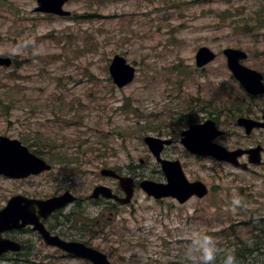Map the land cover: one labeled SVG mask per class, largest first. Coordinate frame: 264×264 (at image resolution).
I'll list each match as a JSON object with an SVG mask.
<instances>
[{
    "label": "rangeland",
    "instance_id": "rangeland-1",
    "mask_svg": "<svg viewBox=\"0 0 264 264\" xmlns=\"http://www.w3.org/2000/svg\"><path fill=\"white\" fill-rule=\"evenodd\" d=\"M35 6V0H0V56L14 60L0 67V136L19 140L52 169L22 180L0 176V210L18 194L46 199L68 189L86 198L97 184L115 189V181L100 176L103 168L137 182H164L143 138H171L163 157L179 160L189 181L203 182L204 198L178 204L137 187L129 206L106 212L114 231H70L69 206L51 218V232L76 234L113 264H202L204 236L213 238L215 252L252 244L256 236L263 241L255 228L264 231V167L241 171L195 158L179 142L187 126L176 124L188 114L197 123L217 118L224 131L218 144L261 145L264 161V130L245 135L235 124L239 116H261L264 97L247 108L249 98L222 55L225 48L241 50L243 64L264 76V0H69L70 17L46 16ZM202 46L217 53L203 70L194 64ZM116 54L135 69L123 88L108 73ZM227 100L243 113L229 111ZM96 212L88 207L85 214ZM13 235L26 249L0 264H90L64 258L30 230Z\"/></svg>",
    "mask_w": 264,
    "mask_h": 264
},
{
    "label": "water",
    "instance_id": "water-1",
    "mask_svg": "<svg viewBox=\"0 0 264 264\" xmlns=\"http://www.w3.org/2000/svg\"><path fill=\"white\" fill-rule=\"evenodd\" d=\"M66 1L68 0H37L38 7L35 10L56 15H68V12L62 10V6ZM224 53L228 57V65L233 73L247 80L244 86L248 90H252L253 87L259 86L260 76L238 64L239 59L246 57L244 53L233 49H227ZM214 57L215 55L209 49L205 47L200 48L196 54L197 66L201 67L205 65L213 60ZM10 64L11 60L9 58L0 57V65L8 67ZM109 72L114 83L118 87H122L132 81L134 76V69L127 65L125 59L118 55L114 56L112 59ZM243 123L248 132L253 126H256L255 123L248 120L243 121ZM261 126L264 127V124ZM217 135L218 132L214 130L213 124L209 122L206 125L192 126L189 130L183 132L181 142L194 154L211 155L218 160H226L237 165L236 158L241 155L243 151L230 153L211 144V140ZM145 142L148 144L157 160H159V153L163 148V144H169V141H160L151 137L145 138ZM246 152L249 154L250 162L258 163L260 161V147ZM161 163L167 177V184H156L151 181L141 183V186L148 194H152L156 198L174 196L179 199L180 202H184L190 195L196 194L202 197L207 193L204 184L200 182L188 183L186 181L177 161H161ZM241 167H245V165H241ZM49 169L50 166L45 161L30 153L20 141L0 136V174L21 178ZM101 173L105 175H108V173L111 174L108 170H102ZM121 184L127 193L128 198L126 202H128L132 191V183L129 179H123L121 180ZM99 193L108 196L106 188L104 187H97L94 190L95 195ZM70 201H72V198L69 193H64L62 196L47 201H34L22 196L12 197L8 201L7 206L0 210V255L7 251H18L20 249L18 243L1 237L3 232L12 229H20L26 224H33L34 229L38 230L46 243L58 246L67 252L86 258L94 264H109L106 257L96 250L88 248L80 243L65 242L58 237L50 236L39 222V216L46 218L52 211L63 207ZM34 205L38 207V216L35 215Z\"/></svg>",
    "mask_w": 264,
    "mask_h": 264
},
{
    "label": "trees",
    "instance_id": "trees-1",
    "mask_svg": "<svg viewBox=\"0 0 264 264\" xmlns=\"http://www.w3.org/2000/svg\"><path fill=\"white\" fill-rule=\"evenodd\" d=\"M256 231L261 236L264 235V231L261 228H256ZM256 237V240L252 244L236 242L234 243L235 245L229 247L226 251L217 252L214 264H224V259L230 252L234 253L236 264H264V240L259 242L258 236Z\"/></svg>",
    "mask_w": 264,
    "mask_h": 264
},
{
    "label": "clouds",
    "instance_id": "clouds-1",
    "mask_svg": "<svg viewBox=\"0 0 264 264\" xmlns=\"http://www.w3.org/2000/svg\"><path fill=\"white\" fill-rule=\"evenodd\" d=\"M236 202L238 203L239 201ZM200 244L203 250V264H214L216 245L213 238L210 236H204L200 241ZM224 264H236V258L234 253L230 252L226 255L224 259Z\"/></svg>",
    "mask_w": 264,
    "mask_h": 264
},
{
    "label": "flooded vegetation",
    "instance_id": "flooded-vegetation-1",
    "mask_svg": "<svg viewBox=\"0 0 264 264\" xmlns=\"http://www.w3.org/2000/svg\"><path fill=\"white\" fill-rule=\"evenodd\" d=\"M117 194H119V196L121 195L120 192H118ZM73 205L75 207H81L84 205H89V206L97 205V206H100L99 213L101 214H104L105 210H109V213L112 214L111 210L118 209L121 207L116 202H113V201H105L103 199H98L96 201H93L87 198L85 200L78 199ZM107 208H111V209H107Z\"/></svg>",
    "mask_w": 264,
    "mask_h": 264
}]
</instances>
